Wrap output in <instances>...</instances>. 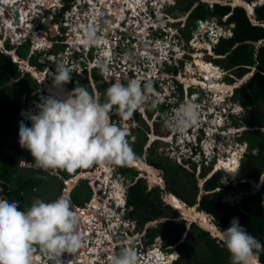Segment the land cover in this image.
<instances>
[{
    "label": "clouds",
    "instance_id": "obj_1",
    "mask_svg": "<svg viewBox=\"0 0 264 264\" xmlns=\"http://www.w3.org/2000/svg\"><path fill=\"white\" fill-rule=\"evenodd\" d=\"M255 1L258 0L247 1V2H255ZM204 2L210 4V2L208 1H204ZM216 2L221 3L222 0H217L212 3L214 4ZM147 3L154 4V1L148 0ZM166 3L168 2L166 1L163 4L161 3V6H165ZM263 3L264 1L259 0L255 4L253 8L254 13H255V7ZM86 4H88V2ZM225 4H229L232 6V3H225ZM71 5L72 3L69 4V8L65 11H63L65 4H62L61 7H59V5H56V7L54 8L51 6L49 8L44 9L45 11H47V14L54 13L52 17L48 18L53 32L55 31V28H57L55 24H59L57 28L59 30L62 27H66L67 29L70 27V25L62 24V21H64L63 19L65 18V13L70 9ZM238 5L245 7V9L248 11V14L251 17H254V14L253 16L251 15L252 10L248 9L245 5L242 4H238ZM162 10L163 9H161L160 11L162 12ZM40 14H36L37 17L40 16ZM5 16H6V10H4V18ZM1 17L2 16H0V18ZM10 17H13V15H11ZM34 17H32V19ZM212 18L217 20L215 17ZM56 19H59L58 22L56 21ZM157 19L158 21H162L161 19L164 20L167 18H165V16H161V18L158 17ZM166 21L169 22L168 19ZM181 21L182 19L174 20L172 22L179 23ZM204 21L210 22L208 21V19L207 20L200 19L196 21L197 30H199L200 28L198 23L201 24L204 23ZM162 23H159L158 28H155L156 32L160 31L159 29L162 28V25L160 24ZM218 24L220 23L218 22ZM232 27H233L232 23H230L229 25L215 24V26L212 27V29L211 27H209V29L206 32L212 36V41L214 39V45H215L220 38L223 37L227 38L232 36L233 34ZM29 29L31 31L30 33H33L32 29L31 28ZM71 31L72 34L70 38L76 40L77 35L74 33L73 29ZM7 32L8 33L6 34L0 33V40L2 41V43L0 44V51L10 56L12 61L18 64L19 69L21 68L20 65L24 63L22 67V69L24 68V70L22 69L20 70L30 73L31 76L33 75L32 77L36 79V81L39 84V87L31 92L30 97H27V99H29L28 101H32L31 104H34L36 101H40V103L37 105V108L39 109L38 113L34 114V111L32 109L34 105H30L26 103L25 106L24 104L22 105L18 117L19 121L22 120V122H30L31 127H28L23 123L20 124L19 143L21 147L26 148L27 150L30 151L33 159L35 160V167L37 168H42L45 170L65 169L67 171H73L78 168H85V169L90 168L94 164H98V163L100 165L127 164L129 161L136 159L137 157L135 156L133 148L131 147L128 139L126 138L127 137L126 131L123 128L119 127L117 124L112 122L110 117L111 110L113 109V107H116L120 110L121 115L125 119L131 118L135 112L143 111L144 108L146 107V104L151 105L153 103L159 106L160 104H162L161 101H167L161 98L156 99L155 93L153 91V89H159V85L161 83H165L166 78H168L169 80L170 79L174 80L173 86L175 84H178L179 87L182 88V86L184 85L183 84L184 82L181 81L180 79L175 80L174 78L167 77L168 73H166L165 66H169V68H172L171 66H174L173 68H175L176 66L175 62L171 60H166L162 64H160L159 61L154 62L155 68L151 69V72L154 70L152 72L151 79H147V78L136 79L134 77V79L131 80V78H128L127 79L128 83L126 85L122 84L119 80L115 82L113 75L111 80L109 81L106 80L104 73L101 71V69L103 71H106V67L111 65L110 60L112 58L120 63L122 62L120 59L114 58L115 53L112 54V52L116 47H113V43L111 41L108 47V50L110 52V55L108 57L99 58L100 56L99 53H96L97 56L94 55V52L97 51V47L95 46L99 45L102 40V37L98 36L99 34L97 35V30L94 27H88L84 33L83 43L86 46H89L88 50L84 44L73 47L70 44L71 43L70 38H67L69 40L67 39L65 40L67 42L66 44H61L60 41L54 42V40H52L51 45L34 49L35 38L31 36L30 33L21 35L20 37H23L24 40L18 42L17 40L20 39V37L16 36L15 38L17 32H14L13 36L9 34L10 33L9 31ZM46 32H48L46 29L41 30V33L46 34ZM167 33L169 34V30H167ZM215 34L216 35L218 34L219 36L216 42L214 36ZM124 35L126 37V36H130L131 34L127 30ZM173 37H174L173 40H177L179 43L182 40V38H180L182 36L179 34L178 29L176 32L173 33ZM24 42H29L30 45H29V49L26 52H24L25 57L22 58L17 53L16 49ZM59 45L63 46L62 49L60 50L58 49L59 51H56L57 49H53L55 48L54 46L58 48ZM213 47L210 49L211 51L213 50ZM36 52L38 53L42 52L39 55L43 56V58L45 59L48 58V62L51 63L49 68L46 66L47 61H45L44 59L40 60L41 56L36 54ZM212 52L215 54L214 50ZM60 53L62 54L61 56H59ZM172 53H173L172 56L176 58L175 49ZM32 55H34L33 56L34 58L31 57ZM105 55L108 54L105 53ZM66 56H69V59L66 62L64 61L62 63L60 59ZM89 57L90 59H88ZM94 57L98 58L99 66H95V68H91L90 64L93 63ZM30 58L33 59L32 63L31 65L27 66L24 60L27 59L29 61ZM76 62L78 65L72 72L70 70L72 68L67 67V65H71ZM215 65L221 67L218 64ZM33 66L37 67L39 71L43 72L45 75L47 74L49 69H52V76H50V78H48L47 81L51 82L54 87H59L69 83L71 81V73L73 74L74 77L85 76L88 75V73L89 76L90 75L93 76L94 71H97L102 75V81L113 84H111V86L106 89L105 95L107 99L104 103L100 102L98 95L90 93L88 89L84 86L75 87L72 91L70 90V88L68 89L64 86V88L69 93H67L65 99H62L60 97L53 96L46 89L45 83L47 81L46 80L44 81L41 75L40 76L38 75V72L34 73L31 70V68H34ZM223 71H229V70L224 69ZM157 74L162 75L163 78L157 76ZM232 75H233L232 78L234 80L233 81L230 80L229 81L230 84L234 83L238 79L243 78V77L237 78L234 74ZM94 85L97 88L95 80H94ZM172 87H168L171 92L170 97H173L174 95V91ZM201 88H202L201 90L204 91L205 88H203L202 86ZM190 90L191 88L189 89V91ZM35 93H45L47 94L48 97H42L41 100H39L38 98L34 97ZM233 96L234 94L232 95V97ZM170 97H168V99H170ZM231 100L234 103L236 102L240 103V100H233L232 98ZM167 102L171 103V101H167ZM223 102H224L223 107L215 108V111L217 114L221 113V110L223 109L224 110L227 109L231 112V114L229 113L228 116H230L231 119L235 121V123L232 122V125L229 124L230 125L229 127L235 128L236 134H239V132L243 133L245 129L252 128L249 127L246 123H244L243 120L239 121L234 117L233 113L236 109L234 105H228L226 103V100H224ZM159 113L157 114V116H154V119L159 116ZM202 113L203 112H201V114ZM206 115H207L206 117L209 118V121L207 122H210L212 119L216 117L213 113H209V111ZM200 117L201 116L199 114L197 105L195 103L193 102L183 103L175 112V116L173 118V125H169L166 122L168 128L167 131H169L170 134L169 135L165 134L160 137L166 138V136H168L169 138H171V140L170 142L167 143H173L172 139H174V135H176V132L174 130L175 128L179 133H181L179 138V143L182 144L180 139H183L185 142H187L188 137L185 134V130L188 127L196 125L199 122ZM24 118L27 119L28 121H24ZM208 125L209 123H207L206 126ZM217 127L219 129L224 130L223 126L221 127L217 126ZM217 127L215 126L214 129H217ZM257 128L260 129V126ZM134 129L137 130V128L135 127ZM223 136L226 137L227 135L225 134ZM223 136L220 140L226 142L227 140L224 139ZM240 140L241 141L237 139L236 143L238 145L239 144L243 145L242 147L243 154H246L248 152L247 150H249L248 142L243 138H241ZM160 141L162 140L160 139ZM246 143L248 145V148L247 147L244 148ZM188 146H192V144H189ZM183 149H185V147H183ZM184 153H189V152L183 150L181 154L184 155ZM189 154L192 155L193 153L192 154L189 153ZM243 154L241 155L240 162L237 167L235 175L233 174V172H229L226 168L216 169L215 166L217 162L214 161L211 165L212 166L211 171L213 170L215 171L212 174L207 173L208 175L206 176V178L208 179L211 176H213V174L217 173L219 170H224L226 172V175L229 178L225 177L223 181L221 180L222 186L218 187L217 190H225L223 200L228 201L230 203H235L239 201L246 194L257 193V192H262V194L264 193V187H263L264 182L261 183L262 180H264V175H263L264 173L261 174V179H262L261 181L256 182L254 179H252L253 183L251 185L250 190L239 189L241 190L240 194L238 190H228L227 187H225L231 184L238 185V177H237L238 169L240 167ZM197 155L199 161H196L191 157V160L197 163H201L202 161L201 157L206 159V157L208 156L206 153L204 154L200 150V147ZM127 165L136 167V165H129V164ZM117 168L118 167L115 166L113 170L116 171ZM96 169L91 172H95ZM158 170L161 171V176H164L163 169L158 168ZM112 172L109 177H113V175H115L114 177L115 180H112V178H110V180L109 179L106 180L107 185L108 184L110 185V182L112 181L118 182L121 185V183L118 181L119 175H121V177H123L124 179L125 177L122 174L118 173L117 171L114 172V174ZM81 173L84 174L85 172H81ZM141 174L142 173L139 172L138 177H145V179L147 180V184H149L148 181L149 178L143 175L141 176ZM77 175H80V173ZM81 178H87V180L90 179L87 176L83 177L82 175H80V179ZM96 181L98 183L97 185L99 184L102 185V183L105 182L103 180L100 181L99 178H97ZM157 184L160 185L159 183ZM128 185H129V180H128ZM121 188H122L121 189L122 193L124 194V202L123 204H119L117 206H116V202L114 203L115 213H116L115 215H117L120 220L119 222L116 221L118 223L117 227H115L116 232H110L112 234V238L109 239L108 241L109 244L113 243V241H116L114 237L116 233H119V235L122 238H124V233H121L120 230L126 231L128 234H130V236L132 233L134 235L139 234L140 238L144 236L141 235V233L145 229H140L137 222H136L137 227L132 228L130 221L134 219L121 214L122 211L124 210L123 208L129 209L127 206V188H125L124 182H123V186L121 185ZM253 188H256V192H251ZM106 190H107V186H106ZM63 192L64 191L62 190V194ZM70 193H69V197H70ZM65 194L64 196L61 195L58 199L47 203L41 199H36L33 201L31 206L26 211L20 210L18 202L16 201L9 202L4 198H0V264H61V259L64 257L66 253L73 252L82 246V235L78 231L80 217L79 214L73 210L74 206L72 207L70 198L65 196ZM170 205L173 206L172 204ZM212 219H213L212 221L217 224V221H214L215 218L212 217ZM193 222L196 221L194 220ZM217 233H218L217 236L222 241V243L224 244V246L226 247L227 251L230 254L231 264H259L258 253L260 250H264V244H262L259 240H257L253 235L248 233L247 230L239 224L238 218H233L230 222V227H228L226 230L217 228ZM122 246L124 245L118 244L117 247L121 248ZM137 247H139L140 249L139 257L137 251L134 248L129 247L128 245V247L126 246L121 248L120 252L111 258L110 264H138V262L141 264L143 262H146V260H144L145 257H143L144 252L142 250L141 244L139 243ZM38 249L42 251V253H36ZM169 253H170L169 256L172 255V252ZM162 255H164V252H162ZM176 255H177L176 258H178L179 257L178 254ZM37 256H41L40 262L37 260ZM166 257L167 255H165V257L163 258L162 260L163 263L166 260L165 259ZM153 264H155V262H153Z\"/></svg>",
    "mask_w": 264,
    "mask_h": 264
},
{
    "label": "trees",
    "instance_id": "obj_2",
    "mask_svg": "<svg viewBox=\"0 0 264 264\" xmlns=\"http://www.w3.org/2000/svg\"><path fill=\"white\" fill-rule=\"evenodd\" d=\"M188 4L178 11L180 16H184L190 11L186 20L187 23L181 29L183 36L190 39L189 31L196 28V21L200 19L207 20L215 17L222 25L232 23V36L219 39L213 47L216 56L212 57L211 61L221 65L223 69L229 70L237 78L244 77L254 69L257 70L255 75L243 83L233 96V99L240 100V103L248 108L249 113L243 121L252 128L245 129L242 133V138L248 142L249 150L241 159L237 176L238 185L227 186L228 190H250V181L252 179L259 180L261 174L264 173V131L257 128L259 126L264 127V3L255 7L254 17H251L245 7L240 5L233 7L229 4L216 2L210 6L204 1H199L191 10L190 8L194 3ZM224 17L226 18L224 19ZM29 45V42H24L17 47V53L22 58L25 57L24 52L29 49ZM93 76L97 88L103 92L100 101L104 103L106 89L113 83L102 81V75L97 71L93 72ZM230 80L233 81L234 79L231 78ZM70 83H74L72 73ZM38 87V82L30 73L21 71L18 64L13 62L10 56L0 51V188L3 190L0 192V198L9 202H18L20 210L25 211L36 199V192L42 185L52 186V182L55 181L56 187L59 185L62 192L64 179L73 178L81 172L94 171L99 165L98 163L90 168H78L73 171L56 169L57 172L55 169L45 170L35 167V160L30 151L20 146L18 117L23 105V95L30 97L31 92ZM34 97L41 100L42 97L48 96L45 93H35ZM22 123L30 126V122ZM141 134L140 132L137 136L139 137ZM129 143L135 156L140 158L145 140L138 147L131 141ZM155 153L156 149L151 150L149 162L151 165L163 169L166 183L164 188L158 185L149 187L143 177H138L140 171L136 167L119 164L116 170L129 180L127 187L128 216L138 220L140 229H143L148 221L156 218L155 213H159L160 217L179 216L178 207L174 206L175 209L177 208L176 211L170 205L171 203L164 205L163 202L164 193L172 192L191 206L199 204L198 210L214 216L218 228L222 230L230 227L233 218H238L239 224L264 244V198L262 192L246 194L235 203L225 201L223 200L225 190H217L218 187L222 186V173L218 171L204 182V192L200 201H197L198 187L196 186L195 172L187 171L186 167L176 162L172 163L171 159L169 160L167 157L159 156L156 158ZM18 154L27 155L25 165L21 164ZM52 172L53 174H51ZM207 173L204 171L202 177ZM49 174L54 175L52 176L53 179L51 178L54 181L47 180ZM190 184L195 185L193 187L195 188L194 194L191 197H186L184 190ZM92 195L93 188L88 180L79 179L70 193L72 207L85 205ZM171 212L177 214L170 215ZM187 223L189 221L184 219L178 223L169 219L166 222H160L158 228L149 226L144 242L150 244L158 235L169 236L167 249L170 251L171 246L177 244L182 238ZM192 229L196 233L195 238L189 235L182 243L177 244L181 245L180 255L174 264H231L230 254L222 241L218 239L219 237H211L208 231L197 222L192 223ZM198 242L206 245L209 252L212 249L211 257L196 258ZM206 247L205 251L208 250ZM36 253H42V251L38 249ZM176 254L178 253H172L173 258L177 257ZM203 254L205 255V252ZM258 255L259 260L264 264V250H260ZM164 257L161 254L159 264L163 263ZM165 259L171 260L170 258Z\"/></svg>",
    "mask_w": 264,
    "mask_h": 264
},
{
    "label": "rangeland",
    "instance_id": "obj_3",
    "mask_svg": "<svg viewBox=\"0 0 264 264\" xmlns=\"http://www.w3.org/2000/svg\"><path fill=\"white\" fill-rule=\"evenodd\" d=\"M78 1H80V0H78ZM150 1V0H149ZM156 2H158L159 3V6L161 7V9H162V6H161V3L163 4L164 2H168V3H171V4H173L170 8H168V6L167 7H165L164 8V10L165 11H167V13L169 14V15H171L175 20H181L182 19V21L181 22H179V23H169L168 21H166L165 19L163 20V19H161L162 20V22H163V24H162V28H160L159 30L160 31H164V29L165 30H169V34L168 35H166V37H168V41H170V43H172L171 42V40H173V33L174 32H176L177 31V29H178V31H179V34L182 36V37H180V38H182V40H181V42L179 43L177 40H174V42H175V44L173 45V46H171V48L170 49H168L167 48V51H169V50H171V52L173 51L172 50V48H174L175 50H176V53H175V56H176V58L175 57H173L172 55H173V53H171L170 55H169V57H168V59H166L165 58V56L164 55H159V54H157L156 56H159V57H164V59H162L161 60V58L159 59V60H157V61H159L160 62V64H162L163 62H165L166 60H171V61H173V62H175V64H176V66H175V68H177V71H178V73H179V75L178 76H180L181 74H184V77H192L191 75H193L192 73H189L188 72V68L190 67V68H192L193 70H197L198 69V66H197V64H195V59H196V56L197 55H199L200 57H199V59L207 66V65H210L211 67H213L214 69H215V67H217V69H218V66H216L213 62H211V58L213 57H215L216 56V54H214L210 49L213 47V45H214V39H213V41H212V36L211 35H209L206 31L209 29V27H211V29H212V27H214L215 26V24H217V25H220V24H218V21L217 20H215L214 18H209L208 19V21H210V22H206V21H204V23H198V25L200 26V28H199V30H197V27L195 28V29H191L190 31H189V33H190V36L192 37H190V39H187L185 36H183L182 35V33H181V29L186 25V20H187V18H186V15H187V13H186V15L185 16H183V17H180V14H179V12L178 11H180L181 9H183V8H185V6H187V5H189L188 3H190V2H192V3H194L193 4V6L190 8L191 10L195 7V5L199 2V1H202V0H165V1H163V0H155ZM203 1H208V2H210V6H212L213 5V3L212 2H214L213 0H203ZM234 0H222V2L221 3H223V4H225V3H232V6L234 7V6H236V5H238V4H235L234 2H233ZM54 2H56V0H41L40 2H38L37 1V4H39V3H41L42 5H43V7H47V8H49V7H51V6H56V5H54ZM25 4H27V7H25ZM57 4V3H56ZM34 6V3H33V1L32 0H26V1H24V4H23V7L24 8H26V10H25V12H24V9H22V12H21V18L23 19V18H27V19H32V16H31V14L33 13V14H37V12H38V14H40L39 12H40V10H41V8H35V7H33ZM33 7V8H32ZM81 8V7H80ZM168 8V9H167ZM160 8L157 10V12L158 11H160L161 10ZM146 8L144 7V10H143V14H144V16L141 14V16L140 17H142V18H144V20H145V22L146 23H148V21H147V15L149 14V13H147L146 12ZM148 11V10H147ZM169 11V12H168ZM43 13H41L40 14V16H38V18H37V16L36 17H34L33 19H32V23L34 22L35 23V27H31V29H32V31L34 32V33H41V30H44V29H46L47 31H48V34L49 35H46V34H44V33H42L43 34V36L47 39L50 35H56L57 33L59 34V32H57V33H55V32H53L52 31V29H51V26H49V25H47V24H44L43 25V21H46L47 23H49V20H48V18H50V17H52L53 16V14L54 13H51V14H47V11H45V10H43L42 11ZM52 12H53V10H52ZM59 12V11H58ZM88 12V11H87ZM87 12L85 11L84 13H86L87 14ZM140 12H142V11H140ZM156 12V15L159 17V18H161V15L162 14H158ZM189 12V11H188ZM84 13H82V14H80L81 15V19H79V18H74L73 16H72V18H70L71 20H72V22L74 23V25H77V23H81V21L83 22H85V20L86 19H84V17H87L88 16V14L87 15H84ZM11 15H13V17H10ZM49 15V16H48ZM84 15V16H83ZM0 16H2L1 18H0V33H4V34H6V33H8L7 31H9L10 33V35L11 36H13L14 35V32H17V34L15 35V38H16V36H18V37H20L21 35H24L25 33H23L22 31H24V27H23V25H18V26H16V27H19V28H15V29H12V28H9L8 27V25H6L5 24V19L7 18V17H10V18H14V12H12L11 11V8L10 7H8L7 6V8H6V16H5V18H4V11H3V14L2 15H0ZM47 16V17H46ZM167 19H169V18H167ZM212 19H213V21H212ZM225 19V18H224ZM74 20H75V22H74ZM81 20V21H80ZM88 20V19H87ZM78 21H80V22H78ZM140 22H142V21H140ZM3 23H4V26H3ZM26 25H27V23H26ZM109 25V27H106L105 29H103V30H106V31H110V30H113V31H115L116 32V30H118L119 28L117 27V28H114L113 26H112V24L110 23V24H108ZM197 25V26H198ZM41 26L42 27H44V29L43 28H41ZM169 26H171V27H169ZM95 27H98V26H95ZM94 27V28H95ZM28 28V27H27ZM136 27H135V24H134V22H132L131 24H129V26H127V30L130 32V34H132V31H133V29H135ZM139 28L140 29H142L143 30V27H138V28H136V34H137V32L139 31ZM29 29V28H28ZM101 29V28H100ZM100 29L98 28V29H96L97 30V32L99 33V31H100ZM224 29H225V27H224ZM12 31H13V33H12ZM29 31H30V29H29ZM31 32V31H30ZM31 34V36H33L34 34L33 33H30ZM63 34V33H62ZM140 36L139 38H141V40L142 41H144V39H143V37L145 36V34H143V33H141V34H137V36ZM109 37V36H108ZM127 37V36H126ZM35 38V37H34ZM22 40H24V38L23 37H20V39H18L17 41L18 42H20V41H22ZM161 40V39H160ZM160 40H154L153 41V43H155V42H160ZM63 40H61L60 42H62ZM197 41V42H196ZM45 44L43 45L44 47H46L48 44L50 45V43L49 42H47L46 40H45ZM71 42V41H70ZM2 43V41L0 42V44ZM48 43V44H47ZM73 44V43H72ZM126 44H128V43H126ZM151 45H154V44H151ZM42 46V47H43ZM74 46H76V45H74ZM155 46V45H154ZM55 48H53V49H62V47L63 46H60L59 45V47L57 48L56 46H54ZM95 47H97V46H95ZM108 47V46H107ZM124 47H126V48H129V45H125ZM178 47V48H177ZM35 48V47H34ZM38 49V48H37ZM106 49V48H105ZM177 49H179V50H177ZM101 51V53H100V55L101 54H103V50H101V49H98V47H97V51L96 52H94V55H96L97 56V54L96 53H99L100 51ZM42 53V52H41ZM41 53H38V52H36V54H41ZM161 54H162V51H161ZM104 55H105V53H104ZM34 55H32L31 57H33ZM39 56H41V55H39ZM99 58H100V56H99ZM42 59H44L45 61H47V67L49 68V66H50V64L51 63H49L48 62V58L47 59H45V58H43V56H41V58H40V60H42ZM69 59V56H66V57H62L60 60H61V62L63 63L64 61L66 62L67 60ZM149 59H151V58H149ZM32 58H30L29 59V61L26 59V60H24V62H25V64L28 66V65H31V63H32ZM143 61V63H147L148 61L147 60H142ZM151 61V60H150ZM24 64V63H23ZM23 64H21V66L23 67ZM78 64H77V62L76 63H73V64H71V65H67V67H69V68H72V69H70L72 72L74 71V69L76 68V66H77ZM192 66V67H191ZM221 66V65H220ZM22 67L20 68V69H22ZM34 68H31V70L35 73V72H40L39 71V69L37 68V67H35V66H33ZM74 67V68H73ZM172 68L174 67V66H171ZM194 67V68H193ZM222 67V66H221ZM221 67H219V71L221 72V76H220V78H219V81L220 82H224V83H227L228 85L230 84V79L233 77V75L231 74V72L230 71H223L224 69H222ZM175 68H173L174 69V71H175ZM165 69L167 70V69H169V66H165ZM22 70H24V68L22 69ZM173 71V70H172ZM198 71V70H197ZM172 72H170V74H171ZM39 74V76L41 75V77H42V79L45 81V79H46V81H47V79L48 78H50V76H52V69H49V71L47 72V74L45 75L43 72H40V73H38ZM35 75V74H34ZM33 76V75H32ZM196 76H198L199 78L200 77H202L200 74H196ZM38 77V76H37ZM248 80V79H247ZM88 81V82H87ZM181 81H182V79H181ZM210 81L211 82H214L215 80L214 79H210ZM46 84V83H45ZM242 84H243V82L241 83V81L239 82V84L237 85V87H236V89H235V91L233 92V94L235 95V93H237V91L236 90H238L240 87H242ZM64 86L66 87V88H70V90L72 91L75 87H80V86H84V87H86L87 89H88V91L90 92V93H93V94H95V95H98L99 96V99H100V97L103 95V92L101 91V90H99V89H97L96 87H95V85H94V76H92V75H85V76H76V77H74V83H67V84H65V85H62V86H59V87H62V88H64ZM191 85H189V87H190ZM174 88H175V86H174ZM46 89H47V84H46ZM65 89V88H64ZM202 88H201V86H199V85H196V84H192V87H191V90H194L195 92H194V94H197V92H200V94H201V97H194V94L193 93H190L189 94V96H191V97H189L188 96V99H186V96L184 95V97H180V101L182 102V104L183 103H186V102H189L190 100H192L195 104H197V107L200 109V112H199V114H200V118H199V120L201 121L202 119H205V117H203V115L206 113H208L207 111H209V112H211L212 111V108L214 109V108H221V107H223V105H224V100H226V103L228 104V105H234L235 107H236V110H238V113H233V115H234V117L237 119V120H239V121H242L243 119H244V117H246L247 116V114L249 113V110H248V108H246V107H244V106H242L239 102H236V103H234L232 100H231V98L233 99V97H232V90L230 89L228 92H214L213 90H207V89H204V91H202L201 90ZM48 90V89H47ZM66 90V89H65ZM49 92H50V90H48ZM67 91V90H66ZM68 92V91H67ZM69 93V92H68ZM179 93V92H178ZM193 94V95H192ZM232 94V95H231ZM52 95H53V93H52ZM27 96L28 95H24L22 98V101H23V104H24V106H25V104L26 103H28V104H30V105H34V107H32V109H33V111H34V114H37L38 113V111H39V109L37 108V105L40 103V101H36L34 104H31L32 103V101H28L29 99H27ZM105 98L107 99V97H106V95H105ZM189 98H191V99H189ZM106 99L104 100V102L106 101ZM153 99H154V97H153ZM173 99H175V100H177V94H176V97L175 98H173ZM188 100V101H187ZM233 100H235V99H233ZM101 102V101H100ZM162 102V104H165V107L163 106H158V105H156V104H153V106H152V104L151 105H147L146 104V106H148L147 108H146V111H148V112H150L151 114L153 113H155V111H157V110H159V116L157 117V119L158 120H155L154 122H153V119H154V115H153V118L151 119V118H149L148 117V120H147V118L143 115V113L141 112V111H137V112H135L134 114H133V116L131 117V118H128V119H125L122 115H121V112H120V110L118 109V108H116V107H114L113 108V111L110 113V117H111V120H112V122L113 123H115V124H117L119 127H121V128H123L125 131H126V133H127V139H129V141H131V142H133L134 144H136V146L138 147V146H140L141 145V143L145 140V144H144V147H143V151H142V154L139 156L140 157V159L139 160H141L142 162H145L146 164H148V165H150V162H149V157H150V154H151V150H155L156 149V153H155V157L157 158V157H159V156H163V157H167V159H171V161H172V163H178V164H180V161L178 162V160H180V158H178V155H179V153H182L183 152V147H184V145H189L188 144V142H186L184 145L183 144H181V143H179V138H180V133L174 128V130H175V132H176V135H174V139H172V142L173 143H167V142H170V140H171V138H169V137H167V140H162V141H160V139H157V140H153V138L152 137H150L149 135L150 134H152L153 132L156 134L155 136H159V135H165L166 134V132H165V130H168V128H167V125H166V122L169 124V121H171V123H172V125H173V118H174V116H175V112H173L172 111V109H168V105H169V103L168 102H165V101H161ZM203 107H202V106ZM204 107H206V108H204ZM179 108V107H178ZM178 108H176V110L178 109ZM203 109V110H202ZM30 111H32V110H30ZM145 111V110H144ZM214 111V110H213ZM225 110L223 109V110H221V113H223ZM228 111V113L225 115L226 116V118L227 119H222V118H220V121L218 122V123H216L215 124V126L217 127V126H219V127H221V126H223L224 125V122H228L230 125H232V122H234L235 123V121H233L232 119H231V117L230 116H228L229 115V110H227ZM147 112V113H148ZM201 112H203L202 114H201ZM141 113V114H140ZM220 113V114H221ZM215 116L217 115L216 113L214 114ZM140 117H141V119H140ZM223 118H224V116H223ZM206 119L207 120H209L207 117H206ZM227 120V121H226ZM24 121H28L27 119H25L24 118ZM224 121V122H223ZM22 123V120H20L19 121V124H21ZM121 123V124H120ZM205 123V122H204ZM206 124V123H205ZM228 124V125H229ZM169 125H171V124H169ZM214 126V127H215ZM134 127L135 128H140V129H142L141 130V136H137L136 135V133H137V131H135V129H134ZM195 127V126H194ZM218 128V127H217ZM139 129V130H140ZM188 131H189V127H188ZM263 131V130H262ZM149 132V135H147V133ZM197 134V133H199V132H193L192 133V135L191 136H194L195 134ZM216 133H218V131L216 132ZM216 133H212V135H215ZM158 134V135H157ZM186 134V133H185ZM187 135V134H186ZM155 136H153V137H155ZM183 138V137H182ZM188 138H190V137H188ZM223 138L224 139H226V138H228V139H226L228 142H232V143H236V140L238 139L239 141H241L240 139L242 138V132H239V134H236L235 133V131H234V133L233 134H231V133H228L227 134V136L225 137V136H223ZM151 139H152V142H151ZM213 140V139H212ZM181 142H183V141H181ZM194 142H196V139H194ZM209 142H211V141H209ZM196 143H199V140H198V142H196ZM215 145V144H214ZM211 146H212V143H211ZM210 146V147H211ZM136 147V148H137ZM181 148V150H180V148ZM136 148H134V149H136ZM248 151V150H247ZM224 153L226 152V154H228L229 153V151L228 150H225V151H223ZM194 154H192V155H190L189 153H184V155H183V159H182V161L184 162V160L186 161V162H184V165L183 166H188V167H186L187 168V171H190V172H195V175H196V177H197V187H198V194H197V201H200V199H201V197H202V194H203V192H204V189H203V185H204V182L206 181V176L208 175V174H212L213 173V171H211L212 170V163L214 162V161H210V160H207L206 159V161H209V164H207V163H204L205 162V159L203 158V157H201L202 158V161H201V163H197V162H195V161H192L191 160V157L193 156ZM245 154H243V156H244ZM19 158H20V162H21V164L22 165H25L26 164V157H27V155L26 154H18L17 155ZM242 156V157H243ZM226 159L227 157H223L222 159ZM178 159V160H177ZM198 161H199V158H198ZM194 163H195V167L193 168V165H194ZM102 164V163H101ZM127 164H129V165H137V164H133V163H127ZM106 165V164H105ZM118 165L119 164H117V165H115V164H108V166H110V173L112 172L113 174H114V172H116V171H114L113 169L115 168V166H117L118 167ZM200 165H201V169H200ZM150 166H152V165H150ZM98 169H99V172H97V174H96V176L94 177V179H92V177H90V176H88V178H90L89 180H88V182L89 183H91L92 184V182H93V185H91L92 187H93V190L95 191V193H94V195H93V199L94 198H97V200H96V202H94V206L93 207H96V212L97 213H99V212H102V211H104V208H103V203H104V201L106 202L110 197L112 198V201H110L111 202V204H110V207H109V210H108V212L111 210V212L113 213V215H115L116 213H115V205H114V203L116 202V204L117 205H119L120 204V202H121V200L118 202V199H117V196L114 198L113 197V194H112V191H114L115 192V190L116 189H114V188H112L111 187V183L113 182H110V187L109 186H107V182H106V179H109L110 180V178H112V180H115L114 179V177H115V175H113V177H108V175L110 176V174H106L104 171H105V167H104V165L102 164V165H100L99 164V166L97 167ZM138 168V170H140V173H142L141 175H143V176H146L147 178H149L148 180L150 181V182H154L155 183V180L154 179H152V178H150V175L149 174H147V171L146 170H144V169H142L141 167H139V166H136V169ZM153 168H154V166H153ZM104 169V170H103ZM158 169V168H157ZM101 170H103L102 171V173L101 174H103V175H99L100 174V171ZM200 171V172H199ZM204 171H206V173L208 172V174H206L204 177H202V174H203V172ZM219 172H221L222 173V181L225 179V177H227V178H229L227 175H226V172L224 171V170H219ZM51 174H53V172L51 173ZM51 174H49V175H47V180H50L51 182L52 181H54V180H52L53 178H52V176H54V175H51ZM156 174H157V177H159L158 178V182L160 183V185H158L157 183H155V184H153V186H156V185H158V186H160V187H166V183H165V177L164 176H161V172L160 171H158V170H156ZM119 175V174H118ZM160 175V176H159ZM164 175V174H163ZM214 175V174H213ZM103 176V177H102ZM105 176V177H104ZM85 177V176H84ZM121 175H119V178H118V181L121 183V185L123 186V182L125 183V188H127V186H129L128 185V180L126 179H124L123 177H121ZM52 178V179H51ZM97 178H99V180L101 181V180H105V182L104 183H102V187H100L99 185H97L98 183H97ZM144 178V180L146 181V183H147V180L145 179V177H143ZM162 178V180H163V182H162V180H160ZM85 179H87V178H85ZM92 179V180H91ZM103 180V181H104ZM262 179L260 178L259 180H255L256 182H259V181H261ZM253 180H251L250 181V183H251V185H252V182ZM63 182V181H62ZM76 182V179H74L73 181H72V183L70 184V186H72L74 183ZM94 182H95V184H94ZM264 182V180H262V182L261 183H263ZM106 183V184H105ZM52 186L51 185H42L41 187H40V189L36 192V199H41V200H43L44 202H50V201H52V200H54V199H58L61 195H62V192L60 191V188H59V185H58V187H56L57 186V184H56V182L54 181V183L52 182ZM109 185V184H108ZM120 185V186H121ZM237 185V184H236ZM106 186H107V190H106ZM152 186V187H153ZM105 187V188H104ZM193 187H195V185H192V184H190L189 186H187L186 188H185V190H184V194H185V196L187 197H191L193 194H194V190H195V188H193ZM225 187H227V186H225ZM263 187H264V184H263ZM99 189H102V190H99ZM238 190V192H239V194L241 193V190H239V189H237ZM1 191H3L1 188H0V192ZM121 193H122V190H121ZM109 195V196H108ZM262 196L264 197V193L262 194ZM107 198V199H106ZM124 198V194L122 193L121 194V199H123ZM35 199V200H36ZM165 199H166V197H165V195L163 196V202H164V205H166V204H168V202H166L165 201ZM102 200V201H101ZM195 205H198V204H195ZM89 208V207H88ZM175 209V208H174ZM176 210V209H175ZM177 211V210H176ZM128 212H129V209H124L123 211H122V213L121 214H123L124 216H128ZM177 213L179 214V216L178 217H175V216H173V217H160L159 216V213H155L156 214V218H154L153 220H150V221H148V223L145 225V227L143 228V229H145V231L142 233V235H144V236H142L141 238H140V236H139V242H140V244H141V246H142V250H143V252H144V255H143V257H145V258H148V256H150V255H152L153 256V253H161L162 254V252H164V256L165 255H167V257L166 258H170L171 260H169V259H166L164 262L165 263H162V264H174V261H176L177 259H179V257L178 258H175V259H173V255H170L169 256V252H177L178 253V256L180 255V253H179V250H180V246L181 245H177V244H179V243H182V241L183 240H185L186 239V237L187 236H189V235H191V236H193L194 238H195V236H196V233L194 232V230L192 229V223H193V221H191V222H189V223H187V225H186V231L184 232V234L182 235V238L179 240V242L177 243V244H175V245H172L171 247H172V249L169 251L167 248L169 247V245H167V241H168V237L169 236H167V237H165V236H163V235H158V236H156V238L154 239V241L152 242V243H150V244H148V243H145L144 242V237L146 236V234H147V228L149 227V226H154L155 228H158L159 227V225H160V222H166L167 220H173L175 223H178V222H181L182 221V219H183V215L181 214V212L178 210L177 211ZM176 213V214H177ZM176 214H174V213H172L171 212V214L170 215H176ZM84 223H86L85 225H82V219L80 218V222H79V226H78V231L80 232V234L82 235V246L79 248V249H77V250H75V251H73V252H70V253H66L65 255H64V257L61 259V264H89L90 262H87V259H85L84 258V256L82 255V253H87L88 251H89V247L88 246H90L91 245V243H90V241L91 242H93V244L94 243H96L95 242V240H93V239H95L96 237H98L99 235H98V229L99 230H101V231H105V230H107L106 228H105V226H103L101 223H99V225L97 226L93 221H90V217H92L93 216V213H91L90 211H88V210H86L85 209V211H84ZM116 217H117V220H118V216L117 215H115ZM129 217V216H128ZM110 220L111 219H108L107 220V224L106 225H111L112 223L114 224L115 223V221H112V223L110 222ZM113 220H114V217H113ZM136 222L138 221L137 219L135 220ZM118 222H119V220H118ZM196 222H198L199 223V225H201L202 227H204V228H206V230L208 231V233H209V235L211 236V237H213V238H217L218 236L217 235H215L211 230H209V228H207V227H205L204 225H202L201 224V220H196ZM117 223V222H116ZM138 223V222H137ZM95 224V225H94ZM91 225H94L95 227H97V230L96 231H94V232H90L89 230H91L89 227L91 226ZM117 225H118V223H117ZM102 227V228H101ZM117 227V226H116ZM88 231V232H87ZM109 231V230H108ZM85 232H87V233H85ZM109 233H110V231H109ZM91 235V239H90V241L87 239V235ZM114 237H117V236H114ZM193 238V239H194ZM219 239V238H218ZM218 242V241H217ZM148 245V246H147ZM167 245V246H166ZM104 247V249H101V251H100V256L102 257V256H106L105 258H107V256H114V255H117L119 252H120V250H117V249H114V247H113V250H114V252H113V250H112V253H110V255L108 254V251H109V247L105 244V245H103ZM144 246H146V247H144ZM107 247V248H106ZM130 247H132L133 248V246H130ZM205 247H206V245H204L202 242H198L197 243V250H198V252H197V256H196V258L198 257V259H200V258H202V257H206V258H209V257H211L210 256V253H213V251H212V249H211V251L209 252V248H207L208 250L207 251H205ZM107 249V250H106ZM102 250H103V252H102ZM149 252H151L152 254H149ZM205 252V255L203 254ZM89 257H90V255H89ZM156 257V256H155ZM105 258H103L104 259V261H105ZM75 259H78V260H82L81 261V263H76L75 262ZM152 259H156V258H154V256H153V258ZM173 259V260H172ZM37 260L40 262L41 261V257L40 256H37ZM163 260V259H162ZM45 262H47V261H45ZM195 262H196V260H195ZM106 264L105 262H100V264ZM158 263H159V259H158ZM157 263V264H158ZM138 264H140L139 262H138ZM142 264V263H141ZM143 264H148V263H146V262H144ZM150 264V263H149Z\"/></svg>",
    "mask_w": 264,
    "mask_h": 264
},
{
    "label": "bare ground",
    "instance_id": "obj_4",
    "mask_svg": "<svg viewBox=\"0 0 264 264\" xmlns=\"http://www.w3.org/2000/svg\"><path fill=\"white\" fill-rule=\"evenodd\" d=\"M1 1L2 2H0V15L3 14V11L6 10L7 6L10 7L11 5H15L14 8L11 9V11L14 12L15 9H19L20 10V15H21L22 9H24V12L26 10V8L23 7L24 1H26V0H1ZM32 1L34 3V6L33 7H35V8H41L39 6V4H37V1L40 2L41 0H32ZM116 1H118V5L120 7V8L117 7V10L114 9V7H115L114 3L115 2L113 0H111V3L109 4V11L108 12L107 11H103L102 8H96L95 6H97V5H94L93 7L90 8V10H87L88 11V15L91 17L90 23H87V22H84L83 21L81 23H77V25H73V24L71 25L72 28H73L74 33L77 35V39L76 40L70 38L71 43H73L76 46L81 45V44H84L83 43V38H84V33H85L86 29L88 27H95V26H98V27H95V28L98 29L100 27V24H99L100 23V20H104L105 21L106 19H108L109 20V23H111L114 28H117V27L118 28H123L121 22L123 21L124 17L128 15V12L127 11H130L131 8H133L134 10H135V8H137L136 11H138V9H139L140 11H142V15L144 16L143 10H144V7H145V2H147V0H135V1L134 0H116ZM213 1H217V0H213ZM258 1H255V2H247L245 0H234L233 2L235 4L245 5L248 9L252 10V12H251L252 14L251 15L253 16V14H254L253 8H254L255 4ZM260 1H264V0H260ZM16 2H20V4L19 5L18 4L16 5ZM92 3H93V1H92ZM133 4H135V6ZM153 5H155V7L157 8V10L160 7L159 6V3L156 2V1H154V4ZM126 6H128V7H126ZM140 11H138V12H140ZM90 13H93V14H90ZM157 13L158 14H162L161 11H158ZM31 16L32 17H34V16L36 17L37 15L32 13ZM113 16L116 17V19H115L114 22H112V20H111ZM161 16H163V14ZM20 20L22 21L21 24L23 25V27L25 26L24 27V31H22L25 34L30 33V31H29L28 28L35 27V23L34 22L32 23V19L29 20L27 18H23V19L21 18ZM143 20H144V18H143ZM174 20L175 19H172V21H174ZM80 21H78V22H80ZM130 22L131 23L134 22L136 28L143 27V30L139 28V31L137 32V34L138 33L139 34L143 33V34L146 35V31H148V30H146V28L144 26L138 24L140 21H139V19L135 15H132L131 14L129 16L128 23H130ZM26 23H27V25H26ZM5 24L8 25V27L9 28H12V29L19 28V27H16L19 24H17V23L14 22V18H6L5 19ZM52 27H53V25H52ZM146 27L148 29V23H147V26ZM79 31H81L82 33L79 32ZM105 31L106 30H103V32H105ZM33 34H34L33 37H35V48L34 49L42 47L46 43L45 42L46 38L43 36L42 33H34L33 32ZM97 35H98V32H97ZM215 37L218 39V37H219L218 34L215 35ZM102 38L104 39V42L103 43L101 42L99 45H96V46L98 47V49L103 50V55H100V57L106 58V57H108L110 55V52H109L108 47H107V46H109V38L107 36H102ZM166 40L167 39L165 38L164 41H166ZM164 41H160V42L153 43L154 45H156V43H160V44L157 45V46L160 45V48L159 49L157 48L158 52H155V51H157V50L154 49L155 46L154 45H151L150 49H148V48H142V54H146L147 53V57L148 58H151V60H152L153 63L156 62L157 60H159L160 58H161V60L164 59V57L156 56L157 54L164 55L165 58L168 59L169 55L174 51V49L172 48V50H173L172 52H171V50L167 51V49H166V53H165L163 47H166V43H164ZM0 42H1V40H0ZM172 43L175 44L174 40H172ZM86 47H89V46H86ZM141 47H143V46H141ZM177 50H179V49H177ZM161 51H162V54H161ZM100 53H101V51L99 52V54ZM104 53H107L108 55H104ZM199 57L200 56L197 55L196 56V59H195V64H197V66H198V69H197L198 71L197 70H193L190 67L188 68V72L193 74V75H191L192 77H187V78L184 79L185 83L188 86L191 85V84H193V83L196 84V85L205 84L204 81L202 80V77L199 78L198 76H196V74H200L201 76L204 75V78L205 79H211L210 76L211 77H214L215 78V81H214L213 84H211V86L209 88V89L213 90L214 92H221V93L224 92V91L225 92H228L230 89L232 90L231 92H233L236 89V87L239 84V82L241 81V83H242V80L241 79H238L237 81H235L234 83L229 84V85L226 84V83H224V82L223 83L220 82L219 81V78L221 76V72L218 70L219 67H218V69H217V67H215V69H214L210 65H207L206 66L199 59ZM96 64H97V66H99V62L96 61ZM157 76L162 77V75H159V74H157ZM46 84H47V89L50 90V93L51 94L53 93V96L60 97L62 99H65L66 98L68 92L64 88H62V87H54L53 84L51 82H48V81L46 82ZM153 91L155 93L156 99L161 98L163 100L171 101V98L168 99V97L171 96V92H170V90H169V88H168L167 85H165L163 89H160V90L153 89ZM189 97H191V96H189ZM194 97H198L197 94H194ZM189 99H191V98H189ZM189 102H193V101L190 100ZM204 108H206V107H204ZM213 110L214 109L212 108V111ZM198 111L200 112V109L199 108H198ZM215 112L216 111L214 110L213 114H215ZM227 113H228V111H227V109H225V111L223 113H221L219 116L216 115V117L214 119H212L210 122H207L209 120H207L206 117H205V119H202L201 120L203 122H201L199 120V122L196 125H194L195 127L194 126H193V128H192V126L189 127V131H188V128H187L185 130V133L187 134V137H190V139L187 140L188 144L194 143V139H196V142H198V138L197 137L196 138H193V136H191L192 133H191L190 129L192 128L193 129V132H198V131H200V125L206 126L207 123H209V125L207 126L208 127L207 134L209 133V136H207V135L204 136L205 139L203 141V149H200V150L204 154L206 153L208 155L206 157L207 160L216 161L217 162V164L215 166L216 169L226 168L229 172H233V174L235 175L236 174L237 167H238L239 162H240L241 155L243 154V150H242L243 145H240V144L238 145L235 142L234 143L227 142V141L224 142L223 140H220L223 135H225V134L227 135L229 133L227 131V129L229 127V125H228L229 123L228 122H224L223 121L224 122V125H223L224 130L219 129V128L214 129L215 124L220 121V118L224 119L225 118V114H227ZM229 113L231 114V112H229ZM234 113H238V110L235 109ZM223 116H224V118H223ZM26 117H28V116H26ZM204 122H206V124ZM171 125H172V123H171ZM230 130L232 131L231 132L232 134L235 131L234 128H231ZM217 131H218V133H216ZM213 132L216 133V134L215 135H212ZM195 135H197V134H195ZM163 138H159V137L155 136V137H153V140H157V139L167 140V137L166 138L163 137ZM213 138H215V139H213ZM226 139H228V138H226ZM209 141H211V142H209ZM211 143H212V146H211ZM186 146L187 145H185V147ZM225 150H228L229 153H228V156H227L226 159H222L225 156V154H226V152L225 153L223 152ZM192 152H194V151H192ZM129 163L137 164L136 166H139L142 169L146 170L147 171V174L150 175V178L154 179L155 182H158V178L159 177H157V174H156V171H155V170H157V168H152V167L147 166L148 164H146L145 162H142L138 158H136V159H134L132 161H129ZM103 165L105 167V171L104 172L107 173V174H111L110 173V166H108V164H106V165L103 164ZM103 170L100 171V174L99 175H103L104 174V173L101 174ZM214 171L215 170H213V172ZM97 172H99V169H96V171L93 172L90 175L92 177L93 176H96ZM82 176H83V174H82ZM108 177H109V175H108ZM106 180H108V179H106ZM160 180H162V178ZM162 182H163V180H162ZM107 186L110 187V185H107ZM111 187L114 188V189H116L115 192L112 191L113 197L114 196L115 197L117 196V199L119 198L118 199V202L121 200L120 204H123L124 198L121 199V194H122L121 193V189L122 188H121L120 184L118 182H112L111 183ZM165 197H166V199H165L166 202L171 203L175 207H178L179 208L178 210H180L183 213L184 220H187L189 222L194 221V220H201L202 225H204L205 227L209 228L215 235H218L217 234L218 225L212 221L211 216L208 215V214H206L205 211H199L198 209L195 208V206L188 207L183 199H181L180 197H178L177 195H175L172 192L166 194ZM96 200H97V198H95V200L93 202H96ZM110 200L112 201V198ZM107 216H109V219H111L110 220L111 223H112V221H115V223L114 224L112 223L111 225H113V227H116L117 226L116 221H118L120 219L118 218V220H117V217L115 215H113V213L111 212V210L108 212V215ZM113 217H114V220H113ZM94 225H91L90 226V229H91V230H89L90 232H94V230H97V227H94ZM87 232H85V233H87ZM98 235H99L98 237H96L95 239H93L96 242L94 244H93V242L90 241L91 235H89V234L87 235V239L91 243V245L88 246L89 247V251L87 253L90 255V257L87 259V262H90L89 264H100V262H105L106 264H110L111 258L113 256L110 255V253H112L110 251L112 245H111V243L109 244L108 241H109L110 238H112V234L109 233L108 230L101 231V230L98 229ZM105 244L110 248L109 251H108V254L110 256H107V258H105L106 256L105 257L104 256H102V257L100 256V251H101V249H104L103 248L104 247L103 245H105ZM128 245H129V243H128ZM129 247H130V245H129ZM149 254H152V253L149 252ZM153 256L156 259H152ZM153 256L152 255L148 256V258L146 259V263H150V264H153V262H155V264L158 263V259L161 257V253L160 254L159 253H153ZM103 258H105V261H104ZM81 261H80V263H81ZM259 264H261V263L259 262Z\"/></svg>",
    "mask_w": 264,
    "mask_h": 264
},
{
    "label": "built area",
    "instance_id": "obj_5",
    "mask_svg": "<svg viewBox=\"0 0 264 264\" xmlns=\"http://www.w3.org/2000/svg\"><path fill=\"white\" fill-rule=\"evenodd\" d=\"M92 1H93V3H92ZM87 2H88V5H90V7H93L94 5H96V2L97 1L96 0H80V1H78V3H72L70 9L65 13V18L63 19L64 21H62V24H64V25H70V26L72 24L74 25V23L72 22V20L70 18H72V16H74L75 19L76 18H79V15H80L79 8H80V6L85 5ZM52 7L54 8L56 6H52ZM59 7H61V5H59ZM45 8H47V7L41 8V11L39 13H42V11ZM145 8L146 9L148 8V3L147 2H145ZM136 9L137 8H135V10L133 8H131L130 11H127L128 12V16H130L132 14V15H135L137 18H139V16H141L142 12H138V11H136ZM147 10H146V12L149 13ZM37 14H38V12H37ZM84 15H86V13H84ZM146 18H147V21H148V27L149 28H151V26H154L155 28H158L159 21L158 20H155L151 16L150 13H149V15H147ZM79 19H81V18H79ZM84 19H86V18L84 17ZM88 19L91 20V17H89ZM74 22H75V20H74ZM85 22H87V19L85 20ZM89 23H90V21H89ZM55 26L58 28L59 24H55ZM106 27H109L108 23H106L105 25L100 26L99 29L100 28L101 29H100V31H99L98 34H99V36L100 35H102V36H109V45H110V41H111L113 43V47H116V48H114L112 54L115 53L114 58L120 59L122 63H120V62H118V61H116V60H114L112 58L110 60L111 65H109V66L106 67V71H103L101 69V71L104 73L105 79L108 80V81L111 80L112 75L114 77L115 82L117 80H119L121 82L123 80H127L128 78L134 79V77L136 79H142V78L151 79L152 72L154 71L153 70L151 72V69L155 68V66H154L155 63H153L152 60L147 57V53L146 54H142V49L139 50L137 48V45H136L137 42L135 41V37L132 34L130 36L125 37L124 34L126 33L127 28L124 27V26H123V28H119L118 30H116V32L113 31V30H110L109 32L108 31L103 32V29H105ZM69 29L71 31L73 28L72 27H69ZM164 31L167 33V30L164 29ZM143 39L144 40H148L149 41V44L147 46L148 47H151V44H150L151 39H148L146 36H144ZM217 40L218 39L215 37V42ZM160 41H164V40L161 39ZM66 43H67L66 41H62L61 42V44H66ZM126 43H128V44H126ZM70 44L74 47V45L72 43H70ZM125 45H129V48L124 47ZM86 48L88 50V47H86ZM61 55L62 54L60 53L59 56H61ZM142 60H144V61L147 60L148 62L147 63L146 62L143 63ZM96 61L99 62L98 61V58L97 57H94L93 63L90 64L91 68H95V66H97ZM117 66H118V68H117ZM184 78H186V77L183 76L182 77V81L184 82L183 84L185 86V91L188 92L189 89L192 87V85L190 87L187 86L186 83H185V81H184ZM193 94H194V92H193ZM203 117H206V113L204 114ZM225 119H226V117H225ZM260 129L264 131V127H260ZM196 137H197V135H194L193 136V138H196ZM189 139L190 138H187V140H189ZM180 140L183 141L182 142L183 145L186 143L183 139H180ZM245 147L248 148L247 143L245 144L244 148ZM184 151H188L191 154L193 153L194 155L192 156V159H195L196 161H198V155H197V153L199 152V143L194 142V144H192V146H186L185 149H184ZM192 151H194L195 153L192 152ZM178 158H180V160L177 159L178 162L180 161V164L183 166L184 165V162H186V161L185 160H184V162L182 161L183 155L181 153H179ZM205 163L209 164V161H206V159H205ZM184 167H188V166H184ZM200 169H201V166H200ZM55 172H57L56 169H55ZM92 173L93 172H91V171H87L84 174L83 173H80V175L83 174V177L84 176L85 177L86 176L87 177L88 176L92 177L90 175ZM80 175H76L73 178L64 179L63 182H64L65 185H64L63 191L66 192L65 196H67L68 198H70L69 197L70 191L72 190V188L74 187V185L79 181ZM75 178H76V182L70 187V183ZM92 179H94V176L92 177ZM155 183L149 181L148 186L149 187H152L153 184H155ZM157 183H159V182H157ZM90 185H93V182H92V184L90 183ZM99 186L102 187L101 184H99ZM251 192H256V188H253V190ZM94 193H95V191L93 192V195H94ZM93 195H92L91 199L87 203H85V205H83V206L74 205V211H76L79 214V217L82 219L83 225H85L86 223H84V216L82 214L84 213V211L86 209V210L90 211L91 213H93V216L90 217V221H93L97 226L99 225V223H101L110 232H116L115 231L116 228L113 227V225H106L107 224V220L109 219V216H107V215H108V210H109V207H110V204H111L110 198L106 202L104 201V203H103L104 211L97 213L96 212V207H93L95 205L94 202H93L95 200V198L93 199ZM116 206H117V204H116ZM123 209H126V208H123ZM130 223H131V227L132 228L137 227V224H136V221L135 220H131ZM120 232L121 233H124V235L127 234L128 236H130V234H128L124 230H120ZM116 234H119V233H116ZM120 243L121 242H118V244H120ZM128 243H129V241L126 242V246L127 247H128ZM146 259L147 258H145L144 260H146Z\"/></svg>",
    "mask_w": 264,
    "mask_h": 264
},
{
    "label": "flooded vegetation",
    "instance_id": "obj_6",
    "mask_svg": "<svg viewBox=\"0 0 264 264\" xmlns=\"http://www.w3.org/2000/svg\"><path fill=\"white\" fill-rule=\"evenodd\" d=\"M100 1V2H99ZM97 0V2H96V8H102L103 9V11H109V4L111 3V0ZM115 3H114V5L116 4L117 6H115L114 7V9H116L117 10V7H119V5H118V1H116V0H113ZM153 1H155V0H153ZM165 1V0H164ZM203 1V0H202ZM57 3V4H56ZM71 3H78V1L77 0H56V2H54V5H62V4H65V7L63 8V11H65V10H67L68 8H69V4H71ZM68 5V6H67ZM173 5V4H171V3H166V5L165 6H162V14H163V16H165V18H169L168 20H169V22L171 23L172 22V16L171 15H169L168 13H167V11H165L164 10V8L165 7H167L168 6V8H170L171 6ZM39 6L41 7V8H43V5L41 4V3H39ZM81 8H79V10H80V14H82V13H84L85 11L87 12V10H90V6H88V4H86V5H82V6H80ZM167 8V9H168ZM148 12L151 14V16L155 19V20H158L157 18H158V16L156 15V12H157V8L155 7V5H153V4H151V3H149L148 4ZM143 10V9H142ZM138 11H139V9H138ZM169 12V11H168ZM189 13H190V11L189 12H187V15H186V18L188 17V15H189ZM87 14H88V12H87ZM86 14V15H87ZM90 14H93V13H90ZM184 15V16H185ZM74 17V16H73ZM90 16L88 15L87 17H85L86 19H88ZM180 17H183V16H180ZM79 18H81V15H79ZM116 18V17H115ZM128 18H129V16L127 15V16H125L124 17V19H123V21L121 22V24H122V26H124V27H127V26H129V24L131 23H128ZM139 21H142V22H139L138 24L139 25H142V26H144L145 28H146V30H148V31H146V37L148 38V39H151V41H150V44L152 43L153 44V41L154 40H160V39H163V40H165V38L167 39L166 41H164V43H166V47H163L164 48V52L166 53V49L168 48V49H170V47L171 46H173L174 45V43H170V41H168V37H166V35H168L165 31H158V32H156V30H155V27L154 26H151V28H149L148 27V29H147V23L143 20V18L142 17H140L139 16ZM58 20L59 19H56V21L58 22ZM112 20V19H111ZM165 20H167V19H165ZM89 19L87 20V23H89ZM113 22V21H112ZM43 23V25L44 24H47V25H51L50 23H47L46 21H43L42 22ZM106 23H109V20L108 19H106L105 21L104 20H100V26H102V25H105ZM159 23H162V21H159ZM163 24V23H162ZM162 24H160V25H162ZM70 27H72V26H70ZM41 28H43L44 29V27H42L41 26ZM97 29V28H96ZM136 28L135 29H133V31H132V35L135 37V41L137 42V48L140 50V49H142V48H148V49H150V47H148L147 45L149 44V41L148 40H145V41H142L141 40V38H139L140 36L138 35L137 36V34H136ZM55 33H57V32H59V34L57 33L56 35H50L47 39H46V41L47 42H49L50 43V45H51V43H52V40H54V42H59V41H61V40H66L67 38H69V37H71V34H72V32L70 31V29L68 28H66V27H62V28H60V30L59 29H57V28H55V31H54ZM129 32V31H128ZM141 32V31H140ZM63 33V34H62ZM130 33V32H129ZM46 35H48V32H46ZM101 36V35H100ZM102 37V36H101ZM108 37V36H107ZM109 38V37H108ZM67 40H69V39H67ZM101 42L103 43L104 42V39L102 38V40H101ZM171 42H172V40H171ZM48 44V43H47ZM158 44H160V43H156V45H155V47H154V49L155 50H157V48L159 49L160 48V45L159 46H157ZM48 46H49V44H48ZM141 46H143V47H141ZM54 51V50H53ZM56 51H59V50H56ZM155 52H158V50L157 51H155ZM101 55H103V54H101ZM88 59H90V57L88 58ZM173 70V71H172ZM170 72H172L171 74H170ZM166 73H168L167 74V77H170V78H174L175 80L176 79H182V77L184 76V74H181L180 76H178L179 75V73H178V71H177V69H176V71H174V69L173 68H169V69H167L166 70ZM88 75H89V73H88ZM163 78V77H162ZM210 78L211 79H214L215 80V78L214 77H211L210 76ZM185 79V78H184ZM132 80V79H131ZM202 80L204 81V83L205 84H202V85H199V86H202L203 88H205V89H207V90H209V88H210V86H211V84H213L214 82H211L210 81V79H205L204 78V75H202ZM165 83H161L160 85H159V89L158 90H160V89H163L164 88V86L165 85H168V87H172L173 86V81L174 80H172V79H168V78H166L165 79ZM121 83L122 84H127L128 83V80H123V81H121ZM227 84V83H226ZM187 85V84H186ZM174 86H175V88H174ZM172 88H173V91H174V95H173V97H170L171 98V103H169V105H168V109H172V111L173 112H176V108H178V107H180V105L182 104V102L180 101V97L182 96V97H184V95L186 96V99H188V96H189V94L190 93H193V92H195L194 90H190L189 92H187V91H185V86L183 85L182 86V88H180L179 87V85L178 84H175ZM188 86V85H187ZM179 92V93H178ZM176 94H177V100H175V99H173V98H175L176 97ZM197 96L198 97H201V94H200V92H197ZM197 97V98H198ZM165 102H167V101H165ZM160 106H164L165 107V104H160L159 105V107ZM148 106H146L145 108H144V110H145V112L144 111H141L142 113H143V115L147 118V120H148V117L149 118H153V115L154 116H156L157 115V113H159L158 112V110L157 111H155V113L153 114H151L150 112H148V111H146V108H147ZM214 110H215V108H214ZM148 112V113H147ZM214 111H212V112H209V113H213ZM216 113V112H215ZM217 114V113H216ZM218 116L220 115V113L219 114H217ZM204 116V115H203ZM140 119H141V117H140ZM209 119V118H208ZM142 120V119H141ZM155 120H158L157 119V117L154 119V121ZM153 121V122H154ZM169 124H171V121H169ZM230 126V125H229ZM192 128H193V126H192ZM190 129V131H191V133H193V129ZM231 128H233V127H231ZM230 127H228V129H227V131L229 132V133H231L232 131L230 130L231 129ZM141 130L142 129H135V131H137V133H136V135L137 134H139L140 132H141ZM207 130H208V127L207 126H203V125H200V131H198L199 133H197V138H198V140H199V147H200V149H203V141H204V136L205 135H207V136H209V133L207 134ZM234 130L236 131V129L234 128ZM165 132H166V135H169L170 134V132L169 131H167V130H165ZM232 134V133H231ZM147 135H149V132L147 133ZM156 134L153 132L152 134H150L149 136L150 137H152L153 138V136H155ZM158 135V134H157ZM160 136H162V135H159V136H157V137H159V138H163V137H160ZM206 136V137H207ZM166 137H168V136H166ZM164 139V138H163ZM162 139V140H163ZM151 142H152V139H151ZM191 144H194V143H191ZM228 156V154H225V156L224 157H227ZM225 159V158H224ZM147 166H149V167H152L153 168V166H150V165H147ZM154 168H156L155 166H154ZM158 170V169H157ZM156 171V170H155ZM159 171V170H158ZM161 172V171H160ZM174 206V205H173ZM90 228V227H89ZM94 231H96V230H94ZM145 231V230H144ZM143 231V232H144ZM142 232V233H143ZM142 233H141V235H142ZM115 236H117V237H115V240L116 241H113V243H111V245H112V247H111V249H110V251L112 252V250H113V247H114V249H117V250H120L121 248H123V247H126V242L127 241H129V245L130 246H133V248L137 251V253H138V257L140 256V249H139V247H137V245H139V234H136V235H134L133 233L131 234V236H128L127 234H125L124 235V238H122L119 234H115ZM130 237V238H129ZM128 239V240H127ZM130 239V240H129ZM135 240V241H134ZM118 242H121L120 244H123L124 246H122L121 248L120 247H117L118 246ZM102 252H103V250H102ZM113 252H114V250H113Z\"/></svg>",
    "mask_w": 264,
    "mask_h": 264
},
{
    "label": "water",
    "instance_id": "obj_7",
    "mask_svg": "<svg viewBox=\"0 0 264 264\" xmlns=\"http://www.w3.org/2000/svg\"><path fill=\"white\" fill-rule=\"evenodd\" d=\"M0 2H2L1 0H0ZM19 5L20 4V2H16V5ZM14 6L15 5H11L10 6V8L12 9V8H14ZM115 6H117L116 4H115ZM25 7H27V4H25ZM96 7V6H95ZM120 8V7H119ZM141 9V8H140ZM14 22L15 23H17V24H21V15H20V10L19 9H15V11H14ZM115 17L113 16L112 17V21L114 22L115 21ZM22 25V24H21ZM20 67H22L21 65H20ZM256 69H254L252 72H250V73H248L247 75H245L241 80H242V82L243 83H245L246 81H247V79H249V78H251V77H253L254 75H255V73H256ZM29 127H31V125L29 126ZM264 175V174H263ZM142 176V175H141ZM207 180V179H206ZM168 193H170V192H166V193H164V195H166V194H168ZM64 194H65V192H63V194H62V196H64ZM186 203V202H185ZM186 205L188 206V207H192L191 205H189L188 203H186ZM198 206H199V204L198 205H195V208L196 209H198ZM180 211V210H179ZM181 212V211H180ZM181 214H183L182 212H181ZM206 214H208V215H210L211 216V219H212V217H214V216H212L210 213H208V212H206ZM215 218V217H214ZM213 220V219H212ZM196 221V220H195ZM215 221V220H214ZM218 224V223H217ZM82 255L84 256V258L85 259H88L89 258V254L88 253H82ZM75 262L76 263H80V261L78 260V259H75ZM259 262L261 263V261L259 260Z\"/></svg>",
    "mask_w": 264,
    "mask_h": 264
},
{
    "label": "crops",
    "instance_id": "obj_8",
    "mask_svg": "<svg viewBox=\"0 0 264 264\" xmlns=\"http://www.w3.org/2000/svg\"><path fill=\"white\" fill-rule=\"evenodd\" d=\"M134 6H135V4H133ZM126 7H128V6H126ZM140 7V6H139Z\"/></svg>",
    "mask_w": 264,
    "mask_h": 264
},
{
    "label": "snow or ice",
    "instance_id": "obj_9",
    "mask_svg": "<svg viewBox=\"0 0 264 264\" xmlns=\"http://www.w3.org/2000/svg\"><path fill=\"white\" fill-rule=\"evenodd\" d=\"M218 234V233H217Z\"/></svg>",
    "mask_w": 264,
    "mask_h": 264
}]
</instances>
